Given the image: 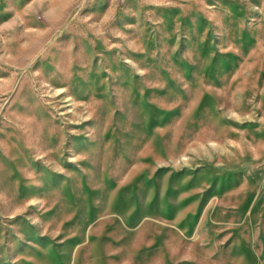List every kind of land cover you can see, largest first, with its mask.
Returning <instances> with one entry per match:
<instances>
[{"label":"rangeland","instance_id":"374dc122","mask_svg":"<svg viewBox=\"0 0 264 264\" xmlns=\"http://www.w3.org/2000/svg\"><path fill=\"white\" fill-rule=\"evenodd\" d=\"M0 264H264V0H0Z\"/></svg>","mask_w":264,"mask_h":264}]
</instances>
